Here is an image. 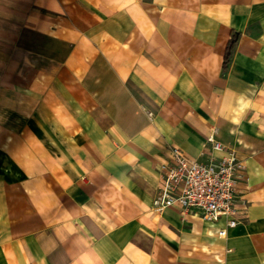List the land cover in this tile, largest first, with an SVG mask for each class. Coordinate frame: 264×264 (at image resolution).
I'll list each match as a JSON object with an SVG mask.
<instances>
[{"label":"crops","instance_id":"1","mask_svg":"<svg viewBox=\"0 0 264 264\" xmlns=\"http://www.w3.org/2000/svg\"><path fill=\"white\" fill-rule=\"evenodd\" d=\"M212 129L245 167L223 237L152 208ZM0 264H264V0H0Z\"/></svg>","mask_w":264,"mask_h":264},{"label":"built area","instance_id":"2","mask_svg":"<svg viewBox=\"0 0 264 264\" xmlns=\"http://www.w3.org/2000/svg\"><path fill=\"white\" fill-rule=\"evenodd\" d=\"M216 132L212 129L205 137L204 160L191 159L178 147L169 148L171 158L160 167L152 208L157 213L172 206L182 213L196 211L209 224L224 219L225 228L217 231L223 237L240 219L239 205L244 203L237 199L235 187L245 167L233 150L216 139Z\"/></svg>","mask_w":264,"mask_h":264},{"label":"trees","instance_id":"3","mask_svg":"<svg viewBox=\"0 0 264 264\" xmlns=\"http://www.w3.org/2000/svg\"><path fill=\"white\" fill-rule=\"evenodd\" d=\"M240 39V33L237 32H231L230 39L227 43L226 50L224 53V59H223V71H226L229 65V62L231 60V57L233 55V52L235 50V47L238 44V41Z\"/></svg>","mask_w":264,"mask_h":264}]
</instances>
